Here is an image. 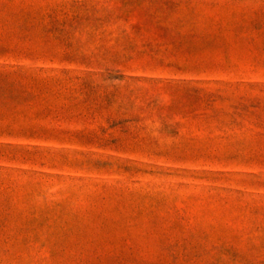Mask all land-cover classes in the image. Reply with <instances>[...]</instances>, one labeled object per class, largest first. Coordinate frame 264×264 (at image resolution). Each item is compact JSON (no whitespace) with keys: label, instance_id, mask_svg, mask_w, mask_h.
Here are the masks:
<instances>
[{"label":"rangeland","instance_id":"374dc122","mask_svg":"<svg viewBox=\"0 0 264 264\" xmlns=\"http://www.w3.org/2000/svg\"><path fill=\"white\" fill-rule=\"evenodd\" d=\"M0 264H264V0H0Z\"/></svg>","mask_w":264,"mask_h":264}]
</instances>
